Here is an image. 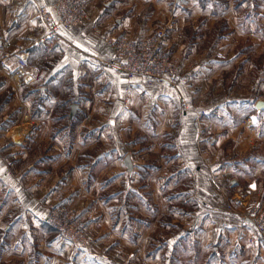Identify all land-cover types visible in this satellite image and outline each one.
<instances>
[{
  "label": "crops",
  "instance_id": "obj_1",
  "mask_svg": "<svg viewBox=\"0 0 264 264\" xmlns=\"http://www.w3.org/2000/svg\"><path fill=\"white\" fill-rule=\"evenodd\" d=\"M54 1L0 0V264H264L258 232L211 181L214 168L230 191L234 176L259 184L261 169L226 159L227 144L199 146L231 134L251 96L264 99L253 82L260 66L264 80V0H87L94 20L52 45L37 5ZM160 27L187 85L108 65V37ZM51 202L75 208L98 245L62 243L42 220Z\"/></svg>",
  "mask_w": 264,
  "mask_h": 264
},
{
  "label": "built area",
  "instance_id": "obj_2",
  "mask_svg": "<svg viewBox=\"0 0 264 264\" xmlns=\"http://www.w3.org/2000/svg\"><path fill=\"white\" fill-rule=\"evenodd\" d=\"M37 11L47 27V32L40 40L52 45L59 38L69 40L63 33L64 29L87 26L94 20L88 11L87 0H55L49 5L38 4ZM169 26L175 31L180 30L177 20L171 21ZM94 28L98 33L102 31L100 26L96 25ZM178 36L181 34L179 33ZM166 39V27H160L144 36L129 34L110 36L107 41L113 47L114 55L106 59V62L117 73H125L130 77H142L149 84L168 82L176 87L182 84L187 85L189 81L179 69L174 55L168 49ZM82 51L87 56L91 55L85 49ZM1 62L5 63L3 59ZM29 67L28 57L22 54L19 57L16 73L19 76H25ZM183 107L189 109L191 102L184 99ZM206 114L205 109L198 111L196 124L199 127L202 124V117ZM253 118L257 122L258 115L252 114L248 123L254 124ZM208 139L210 144H216L219 141L217 135H212ZM203 142L204 137L201 136L199 146L202 153L205 151L204 146L202 147ZM252 158L256 162L263 161V157L259 153L252 154ZM208 164L211 168L213 162L208 161ZM211 181L219 195L225 200L227 210L239 218L241 227L253 226L259 234V242L264 245V187H260L257 180L244 183L234 176L229 182L231 190L227 191L214 168H211ZM253 184H255V188L251 187ZM42 220L58 231L62 243L89 249L98 245V241L88 234L84 219L71 206L51 202L48 204V210Z\"/></svg>",
  "mask_w": 264,
  "mask_h": 264
},
{
  "label": "rangeland",
  "instance_id": "obj_3",
  "mask_svg": "<svg viewBox=\"0 0 264 264\" xmlns=\"http://www.w3.org/2000/svg\"><path fill=\"white\" fill-rule=\"evenodd\" d=\"M260 67L257 69L255 73V75H259V77L257 78L254 77L253 82L255 85L256 83H258L260 85V89L263 92L264 91V80L260 79V73H258V70H260ZM262 92L261 94H264ZM255 93L258 94L257 92ZM257 98H260V97L258 95L251 96V99H253L252 105H250L252 106V110L247 108V109L242 110L243 112L237 111V115L235 116L236 117L235 119L239 121V123L235 128L232 129L231 134L230 133L225 134V138L223 137L224 140H222L221 135H219L218 133H213L208 138H210L212 135H217L219 138V141L216 144H210L209 139L207 138L205 140L204 138L202 147L204 146L205 141H207V144H205L206 146H204L205 150L207 148L210 149V148L215 147L217 149L216 151H218L219 147L221 148V146L223 147L224 145L227 144L228 148L226 151L227 152L226 159H233L232 162H236L237 159H240L241 157L248 159V162L252 163L253 165L252 167L256 166L257 168L261 169L262 178H261V181H259V185L260 187L261 186L264 187V113L261 114L255 109L256 102L258 100ZM252 114L258 115L257 122H255L254 124L248 123ZM202 137H204V135ZM242 137L245 138L246 143H247V147L244 150L239 149L237 148V146H235V143H237L238 140ZM254 153H259L263 157V161L256 162L252 158V154Z\"/></svg>",
  "mask_w": 264,
  "mask_h": 264
},
{
  "label": "water",
  "instance_id": "obj_4",
  "mask_svg": "<svg viewBox=\"0 0 264 264\" xmlns=\"http://www.w3.org/2000/svg\"><path fill=\"white\" fill-rule=\"evenodd\" d=\"M78 105L77 104H73V109H72V115H74L76 113ZM256 107L261 110L264 108V99H258L256 102ZM125 162L128 165L129 169L133 168V163H132V159L130 155H127V157L125 158Z\"/></svg>",
  "mask_w": 264,
  "mask_h": 264
},
{
  "label": "snow or ice",
  "instance_id": "obj_5",
  "mask_svg": "<svg viewBox=\"0 0 264 264\" xmlns=\"http://www.w3.org/2000/svg\"><path fill=\"white\" fill-rule=\"evenodd\" d=\"M253 122L255 123V118H253ZM251 187L255 188V184L251 185Z\"/></svg>",
  "mask_w": 264,
  "mask_h": 264
}]
</instances>
